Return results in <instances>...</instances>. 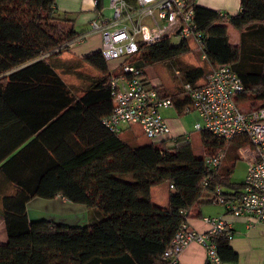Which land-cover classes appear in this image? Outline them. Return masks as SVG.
<instances>
[{"label": "trees", "instance_id": "16d2710c", "mask_svg": "<svg viewBox=\"0 0 264 264\" xmlns=\"http://www.w3.org/2000/svg\"><path fill=\"white\" fill-rule=\"evenodd\" d=\"M194 9L196 24L204 35L205 59L213 68L230 65L239 74L244 84L240 103H249V110L264 108V0H241V10L234 16H221L198 5ZM229 26L240 33L239 46L231 44ZM81 38L74 21L60 17L56 0H0L1 133L8 130L17 103L22 105L19 115L23 116L25 97L40 93L59 97V101L45 102L53 105L48 119L64 112L59 120L69 121L66 129L73 131V136L66 134L71 147L63 158L42 152L31 164V154L36 151L31 153L26 147L4 166L8 173H15L11 176L17 193L3 199L1 214L8 242L0 245V264H169L163 257L185 219L182 212H189L190 218L194 208L215 203L208 193L218 184L233 190L242 188V184L230 182L239 161L237 153L229 164H224L225 159L217 171L209 172L203 159L195 157L189 139L139 145L136 139L122 136L126 128L116 134L102 124L114 108L112 77L121 73L124 64L140 70L157 64L176 67L180 58L191 52L187 41L174 44L167 40L142 47L135 56L118 62L113 71L101 51L89 55L83 62L98 77L80 89L83 96L75 100V92L51 61L68 53ZM179 69L175 74L179 71L194 87L203 85L210 73L202 67ZM157 89L160 97L173 100L180 116L187 108L193 111L187 96L169 94L162 86ZM11 141L16 147L24 142L19 139L17 145ZM230 143L237 152L250 141L242 136ZM217 152L215 148L207 156ZM21 169L26 174H21ZM208 178L210 184L205 188ZM165 183L174 190L168 205L159 207L152 200V188ZM225 195L238 199L237 194ZM58 196L95 210L99 219L73 227L30 221V201ZM215 241L223 260L235 258L225 234Z\"/></svg>", "mask_w": 264, "mask_h": 264}, {"label": "built area", "instance_id": "2783aa9c", "mask_svg": "<svg viewBox=\"0 0 264 264\" xmlns=\"http://www.w3.org/2000/svg\"><path fill=\"white\" fill-rule=\"evenodd\" d=\"M93 3L95 16L90 23L91 31L101 34V53L107 63L121 64L138 54L142 47L167 40L195 41L204 50V35L195 21L194 0H109L107 8L105 0H93ZM176 75L181 76V73L176 71ZM157 87L144 70L124 64L121 73L112 77L114 108L103 118L102 124L116 134L136 124L150 142H176L177 138H170V126L162 115V110L174 107L173 100L160 97ZM181 88L200 118L195 124L197 131H207L228 142L242 136L250 141L237 150L238 159L247 166L243 186L237 192L238 199H228L225 188L218 184L214 192L208 193L209 200L225 206L234 217L264 225V108L241 107L244 84L230 65L212 68L201 86L194 87L183 81ZM185 111L190 112L188 108ZM184 139L189 136L185 135ZM225 159L226 150L219 149L214 156L203 159L204 167L215 172ZM210 180H205V188ZM170 188L174 190L172 185ZM182 214L185 219L164 253V260L178 264L186 248L199 244L206 251L208 264H223L215 239L223 234L229 240L233 238L230 223L222 217H205L203 221L209 230L203 233L190 226L189 212Z\"/></svg>", "mask_w": 264, "mask_h": 264}, {"label": "crops", "instance_id": "0c3cea01", "mask_svg": "<svg viewBox=\"0 0 264 264\" xmlns=\"http://www.w3.org/2000/svg\"><path fill=\"white\" fill-rule=\"evenodd\" d=\"M195 2L200 7L230 16L237 15L241 10V0H195ZM56 10L61 18L64 17L74 21V28L79 36L82 37L68 52L70 53L69 57L62 55L63 57L61 56L51 61L56 65V71L62 80L75 92L76 100L83 96L80 89L88 86L92 79L98 77V73L86 65L83 59L101 51L102 36L91 31L90 23L95 16L93 0H56ZM232 29L234 31L233 35ZM228 31L231 44L239 46L241 42L240 33L231 26L228 27ZM82 66H85V68ZM166 91L169 94H173L167 89ZM12 98H15V96ZM25 99H27V103L24 106L26 108L25 112H23L24 115H19V108L22 105L17 103L19 107L14 111L15 114L11 116L8 130L3 133L0 130V245H5L8 242L7 228L1 214L3 199L17 193V187L12 182L14 178L11 176L15 173H8V170L6 171L5 169L10 163V159L22 149L29 147L31 153L36 151L35 153H30L32 159L29 162L34 164L38 153L40 156L44 152L45 155L49 154L53 158H56V156L63 158L64 152L70 150L69 147H71L66 142V134H72L73 132L66 129V125L69 127V121L65 122L64 118L59 120L64 112L50 121L48 119L53 105L48 106L45 102L49 99L59 101V97L54 98L47 93H40L25 97ZM189 113L191 112H184L185 115ZM162 115L170 126V138L184 139L185 134L179 125L178 117L180 115L176 107L162 110ZM33 125L35 127L39 126V129L32 128ZM10 126H13V128ZM17 131L21 132L22 136H19ZM19 139H23L24 142L18 145ZM11 140L17 142L18 146L16 147V144L14 145ZM36 141H38V144L31 146ZM10 150L11 152L8 153ZM19 172L26 174V171H22V169ZM239 190L225 188L226 193L231 195L237 194ZM171 191H169L165 206L169 203ZM213 205L215 206L209 208L203 206L191 210L190 226L198 232L204 233L209 230V226L203 221V218H224L231 225L233 238L230 240V248L235 258L230 260V258L226 257V260L222 259L223 264H264V225L253 223L244 217H234L226 210L225 206L216 202ZM27 210L31 222L49 221L66 227L86 226L100 217L95 210H90L84 205L71 203L62 196L51 200L35 198L29 202ZM178 264H208L205 249L199 244L190 245L181 254Z\"/></svg>", "mask_w": 264, "mask_h": 264}, {"label": "rangeland", "instance_id": "374dc122", "mask_svg": "<svg viewBox=\"0 0 264 264\" xmlns=\"http://www.w3.org/2000/svg\"><path fill=\"white\" fill-rule=\"evenodd\" d=\"M105 4L107 8L109 6V0H105ZM233 32L234 31L232 29V35H233ZM236 33L238 34L237 31ZM172 42L174 44L179 43L176 40H173ZM188 45L191 48V52L188 55L181 57L176 67L170 68L169 66L165 64H157V65H154L153 67H148L144 69L146 77L153 83H156L158 86L164 87L165 89H167L173 94L183 95L181 93V90H182L181 87H182L184 80L182 76H177L175 74L174 72L175 70H180L179 69L180 67L194 66V67H202L208 73L213 68L212 65L205 58H203V51L201 50L197 42L189 41ZM63 56L69 57L70 53H65ZM108 64L111 70H113V69H116L119 63L113 61ZM82 67L85 68V66H82ZM241 107L250 109V104L243 103L241 104ZM198 121H200V118L196 112H191L187 115L178 117V122L182 129V132L185 135L189 136V141L191 143L192 150H193L195 157L204 159L207 155L212 153V150L215 148H217L218 150L225 149L227 152V157H226V161L224 164L225 165L229 164L230 161L235 157L237 153L235 151V148H233V144L223 139H220L207 131H197L195 129V124ZM125 128L126 130L125 132H123L124 134H122L123 137L134 138L136 139L135 142L139 145H143V144L150 142L143 135L139 125L132 124V125L126 126ZM131 142L134 143L133 140ZM246 173H247V166L245 162L241 160L237 161L234 171L231 174L230 182L233 184H241L245 180ZM168 190L170 191L171 188H169V185H167L166 183L158 185L152 189V198H153L155 205L159 207H166L165 205L167 204V197L169 194ZM213 206L215 205L213 204L205 205L206 208L213 207Z\"/></svg>", "mask_w": 264, "mask_h": 264}]
</instances>
